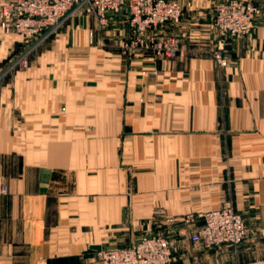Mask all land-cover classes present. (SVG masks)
Returning <instances> with one entry per match:
<instances>
[{"label": "crops", "instance_id": "obj_1", "mask_svg": "<svg viewBox=\"0 0 264 264\" xmlns=\"http://www.w3.org/2000/svg\"><path fill=\"white\" fill-rule=\"evenodd\" d=\"M177 1L174 59L125 48L126 11L106 27L73 16L32 47L0 33V264H99L157 234L171 264H264V0L252 34L224 45L211 25L228 0ZM226 204L243 244H195L204 220L184 219Z\"/></svg>", "mask_w": 264, "mask_h": 264}, {"label": "built area", "instance_id": "obj_2", "mask_svg": "<svg viewBox=\"0 0 264 264\" xmlns=\"http://www.w3.org/2000/svg\"><path fill=\"white\" fill-rule=\"evenodd\" d=\"M88 7L102 27L110 17L122 11L129 15L130 35L125 48L154 51L174 59L181 53L182 40L167 33L168 28L180 25L184 12L174 0H8L0 3V33L17 34L25 39H38V43L56 35L66 22ZM259 8L252 0H231L214 7L211 29L220 40L242 39L252 34ZM220 67H227L229 56L224 47L213 52ZM20 70L29 68L28 55L23 54L13 64ZM2 192H6L3 187ZM204 220L192 236L195 244L207 249L219 247L239 248L246 239L244 218L230 204L196 217L188 215L184 223L195 226ZM177 248L167 237L157 234L142 237L133 247L104 249L99 264H171Z\"/></svg>", "mask_w": 264, "mask_h": 264}, {"label": "rangeland", "instance_id": "obj_3", "mask_svg": "<svg viewBox=\"0 0 264 264\" xmlns=\"http://www.w3.org/2000/svg\"><path fill=\"white\" fill-rule=\"evenodd\" d=\"M8 0H0V3H5V2H7ZM174 1H177V0H174ZM228 1H231V0H228ZM252 1H255V3H256V0H252ZM178 2V1H177ZM227 2V1H226ZM220 3H223V2H220ZM217 4H219V3H217ZM216 4V5H217ZM215 5V6H216ZM182 9H183V7H182ZM184 12V11H183ZM78 15H90V16H95L93 13H92V11H90V9L88 8V7H86V9H83V10H81V11H79L78 13H76L74 16H78ZM73 17V16H72ZM96 17V16H95ZM64 27V26H63ZM62 27V28H63ZM61 28V29H62ZM61 29L58 31V33L61 31ZM17 35V34H16ZM172 35H174V34H172ZM19 36V35H18ZM177 36V35H176ZM21 37V36H20ZM179 37V36H178ZM22 39H23V43L25 44V45H27V47L28 46H30V47H32L34 44H39L38 42H39V40L38 39H35V38H33V39H25V38H23L22 37ZM182 40V39H181ZM181 46H182V44H181Z\"/></svg>", "mask_w": 264, "mask_h": 264}]
</instances>
